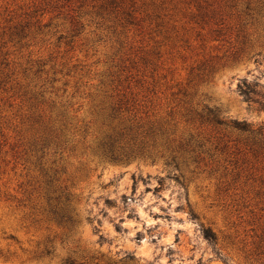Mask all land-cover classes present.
<instances>
[{"label":"rangeland","instance_id":"374dc122","mask_svg":"<svg viewBox=\"0 0 264 264\" xmlns=\"http://www.w3.org/2000/svg\"><path fill=\"white\" fill-rule=\"evenodd\" d=\"M259 102L264 0H0V264H264Z\"/></svg>","mask_w":264,"mask_h":264},{"label":"trees","instance_id":"16d2710c","mask_svg":"<svg viewBox=\"0 0 264 264\" xmlns=\"http://www.w3.org/2000/svg\"><path fill=\"white\" fill-rule=\"evenodd\" d=\"M237 88H238L239 94L242 96L244 100L249 101V102L253 100L252 93L254 92V90H252L250 84L247 83L246 80L240 81ZM259 107L261 110L264 111V102H259ZM236 125L242 127L243 129L245 128L244 124L236 123ZM262 130H263V127H260L258 129V131H262Z\"/></svg>","mask_w":264,"mask_h":264}]
</instances>
